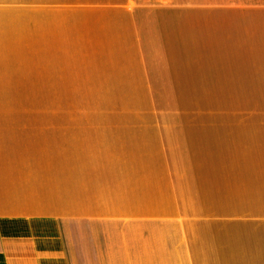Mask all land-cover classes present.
Wrapping results in <instances>:
<instances>
[{
    "label": "crops",
    "instance_id": "1",
    "mask_svg": "<svg viewBox=\"0 0 264 264\" xmlns=\"http://www.w3.org/2000/svg\"><path fill=\"white\" fill-rule=\"evenodd\" d=\"M257 93L264 0H0V264H264Z\"/></svg>",
    "mask_w": 264,
    "mask_h": 264
},
{
    "label": "rangeland",
    "instance_id": "2",
    "mask_svg": "<svg viewBox=\"0 0 264 264\" xmlns=\"http://www.w3.org/2000/svg\"><path fill=\"white\" fill-rule=\"evenodd\" d=\"M55 95H53V102L58 100L57 98H54ZM224 96V95H220ZM177 97V105H178V114L181 118H187L190 117V114L186 109L184 108V105L182 103L181 95H176ZM232 99V101H230ZM223 100V99H221ZM224 100H228L229 102H232V104L236 103L237 107L233 108L228 105L226 102H219L217 104L216 108L220 112L227 111L228 113L235 111L234 114L237 117H241L244 119H262L264 118V93H257V94H229L226 97H224ZM200 101H208L211 102V95H207L204 99ZM54 107V103H53ZM229 109V110H228ZM165 112V111H164ZM172 112V111H171ZM196 113V114H195ZM191 113V116L198 117V116H207V117H217L215 114H212L210 112H203L199 113L198 111H195ZM54 116H60V110H53L52 113ZM227 116V115H226ZM229 116H233L229 114Z\"/></svg>",
    "mask_w": 264,
    "mask_h": 264
}]
</instances>
